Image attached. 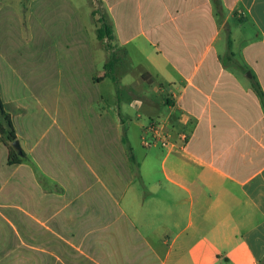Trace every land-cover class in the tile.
Here are the masks:
<instances>
[{
	"label": "crops",
	"instance_id": "0c3cea01",
	"mask_svg": "<svg viewBox=\"0 0 264 264\" xmlns=\"http://www.w3.org/2000/svg\"><path fill=\"white\" fill-rule=\"evenodd\" d=\"M103 1L113 33L109 49L97 37L105 61L114 53L119 71L130 51L139 57L117 72L124 83L111 98L147 121L162 118L178 146L161 147L160 168L140 191L149 155L135 154L111 112L96 44L80 37L45 44L40 57H13L33 100L20 87L3 100L26 156L9 165L0 136V222L12 231L0 223V256L19 252L16 264H261L264 104L255 85L264 92V0ZM0 89L3 99L1 81Z\"/></svg>",
	"mask_w": 264,
	"mask_h": 264
},
{
	"label": "rangeland",
	"instance_id": "374dc122",
	"mask_svg": "<svg viewBox=\"0 0 264 264\" xmlns=\"http://www.w3.org/2000/svg\"><path fill=\"white\" fill-rule=\"evenodd\" d=\"M104 9L105 3L103 0H0V81L4 102L17 97L19 87L21 88L22 97L25 96V91L28 96L27 99L33 100L29 89L22 85L24 83L23 79L14 74L10 64L13 57L14 64L16 60L21 59V61H24L27 52H32L35 56L40 57L41 47L45 44L51 46L52 43L75 41L79 40L80 37H87L89 40L86 41L96 44L99 70L104 72L105 49L101 46L102 41L99 42L97 39V29L101 26L100 18L105 17ZM95 13L98 19L95 18ZM102 43L107 49L110 48L106 40ZM33 54H28L30 66L36 61ZM118 55L124 58L121 51L118 52ZM130 55L131 57L124 60L125 63L119 65L120 70H115V75L121 71V68L126 70L136 67L135 64L130 65V62H138L139 57L133 51H130ZM145 66L148 68L147 61H145ZM24 72L31 80H39L40 78L39 70L33 73H30L29 70ZM120 82L124 83V80L113 83L108 78L102 82V89L105 96H107L106 98L109 99L108 103L111 106L114 118L118 122L123 120L128 127L126 135L133 144L135 154L149 155L146 158L144 169L150 171V173L146 177V183L138 185V189L143 192L151 184L152 170L160 168L158 159L165 152L161 147L145 148L141 144L140 124L147 121V115L143 111L137 110L136 106L126 111V108L122 107L121 104L117 105L118 102L115 98H111L112 95L110 94L112 93L117 96ZM146 90L150 89L146 88ZM122 101L124 105L130 106L127 101ZM138 113L142 114L141 118L138 117ZM123 122H120V124H124ZM0 170L2 172L7 170L6 151L2 143H0ZM0 223L4 225L2 230L6 231L5 233H12L6 223ZM17 253L19 252L10 251L6 254L3 251L2 256H0L2 264H16L15 259H21V257L17 258ZM53 263L54 260H51V264ZM136 263L135 261L134 264Z\"/></svg>",
	"mask_w": 264,
	"mask_h": 264
},
{
	"label": "trees",
	"instance_id": "16d2710c",
	"mask_svg": "<svg viewBox=\"0 0 264 264\" xmlns=\"http://www.w3.org/2000/svg\"><path fill=\"white\" fill-rule=\"evenodd\" d=\"M101 26L97 29V37L100 41H105L106 38H112L113 33L110 25L106 22L105 17L100 18ZM118 62L117 56L112 53L108 58V61L105 64L106 68V75L109 76L114 82H116L115 77V69L116 64ZM256 92L260 99L264 104V92L261 87L256 84L255 85ZM0 136L2 142L6 145L9 150L8 155V164L9 165H18L23 161V157H25V153L23 152L22 155L18 154V151L14 147H12L13 142L16 141L17 135L13 125V121L11 118L10 113H8L4 107V102L2 99L1 89H0ZM15 150H14V149ZM264 264V261L261 263Z\"/></svg>",
	"mask_w": 264,
	"mask_h": 264
},
{
	"label": "built area",
	"instance_id": "2783aa9c",
	"mask_svg": "<svg viewBox=\"0 0 264 264\" xmlns=\"http://www.w3.org/2000/svg\"><path fill=\"white\" fill-rule=\"evenodd\" d=\"M174 130L162 118L149 119L142 124L141 128V144L145 148H153L160 146L162 148L177 147ZM177 138L186 142L189 134L185 130L177 132Z\"/></svg>",
	"mask_w": 264,
	"mask_h": 264
},
{
	"label": "water",
	"instance_id": "95a60500",
	"mask_svg": "<svg viewBox=\"0 0 264 264\" xmlns=\"http://www.w3.org/2000/svg\"><path fill=\"white\" fill-rule=\"evenodd\" d=\"M13 147L18 151L19 155H22L23 150H22V146L20 144V141L17 139L16 141L13 142Z\"/></svg>",
	"mask_w": 264,
	"mask_h": 264
}]
</instances>
